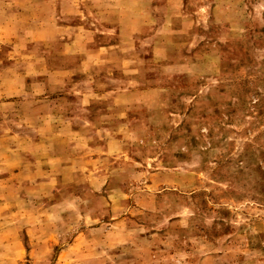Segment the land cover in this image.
Instances as JSON below:
<instances>
[{"label":"rangeland","instance_id":"1","mask_svg":"<svg viewBox=\"0 0 264 264\" xmlns=\"http://www.w3.org/2000/svg\"><path fill=\"white\" fill-rule=\"evenodd\" d=\"M0 264H264V0H0Z\"/></svg>","mask_w":264,"mask_h":264}]
</instances>
